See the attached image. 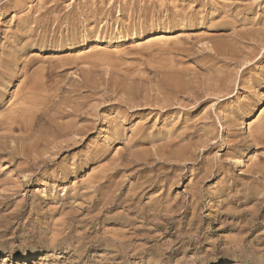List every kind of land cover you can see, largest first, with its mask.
I'll return each instance as SVG.
<instances>
[{
  "label": "rangeland",
  "instance_id": "374dc122",
  "mask_svg": "<svg viewBox=\"0 0 264 264\" xmlns=\"http://www.w3.org/2000/svg\"><path fill=\"white\" fill-rule=\"evenodd\" d=\"M263 7L0 0V264H264Z\"/></svg>",
  "mask_w": 264,
  "mask_h": 264
},
{
  "label": "bare ground",
  "instance_id": "6f19581e",
  "mask_svg": "<svg viewBox=\"0 0 264 264\" xmlns=\"http://www.w3.org/2000/svg\"><path fill=\"white\" fill-rule=\"evenodd\" d=\"M250 1H251V0H250ZM240 2H243V1H240ZM244 2H245V0H244ZM253 2H254V1H253ZM212 3H213V2H212ZM259 3H260V2H259ZM213 5H214V4H213ZM247 6H249V4H248ZM263 9H264V7H263ZM246 10H247V9H246ZM237 14H238V13H237ZM240 14H242V13H240ZM194 18H195V17H194ZM166 19H167V18H166ZM173 19H174V18H173ZM175 19H176V17H175ZM181 20H182V19H181ZM167 21H168V20H167ZM171 21H172V20H171ZM179 21H180V20H179ZM257 21H258V20H257ZM152 22H153V21H152ZM161 22H162V21H161ZM174 22H175V21H174ZM174 22H173V23H174ZM180 22H181V21H180ZM234 22H235V21H234ZM156 23H158V22H156ZM191 23H192V22H191ZM195 23H196V21H195ZM254 23H255V22H254ZM161 24H162V23H161ZM187 24H188V22H187ZM197 24H198V23H197ZM232 24H233V23H232ZM250 24H251V23H250ZM259 24H260V23H259ZM142 25H143V24H142ZM174 25H175V24H174ZM243 25H244V24H243ZM73 26H74V25H73ZM156 26H157V25H156ZM167 26H168V25H167ZM230 26H231V25H230ZM252 26H254V24H252ZM174 27H175V26H174ZM190 27H191V26H190ZM228 27H229V26H228ZM234 27H235V26H234ZM254 27H255V26H254ZM158 28H159V27H158ZM172 28H173V27H172ZM217 28H218V26H217ZM75 29H76V28H75ZM144 29H145V28H144ZM144 29H143V30H144ZM251 29H252V28H251ZM256 29H257V26H256ZM141 30H142V29H141ZM235 30H236V29H235ZM235 30H234V31H235ZM248 30H249V29H248ZM252 30H253V29H252ZM83 31H85V30H83ZM253 31H255V30H253ZM260 31H261V30H260ZM91 32H92V31H91ZM134 32H135V31H134ZM243 32H244V31H243ZM246 32H247V31H246ZM249 32H250V31H249ZM249 32H248V33H249ZM257 32L259 33V31H256V33H257ZM262 32H263V31H262ZM86 33H87V32H86ZM236 33H239V32H236ZM236 33H235V34H236ZM240 33H241V32H240ZM251 33H252V32H251ZM263 33H264V32H263ZM80 34H81V33H80ZM235 34H233V35H235ZM241 34H242V33H241ZM241 34H240V35H241ZM244 34H246V33H244ZM249 34H250V33H249ZM253 34H255V32L252 33V35H253ZM85 35H86V34H85ZM85 35H84V37H85ZM98 35H99V34H98ZM250 35H251V34H250ZM252 35H251V36H252ZM256 35H257V34H256ZM78 36H79V35H78ZM82 36H83V35H82ZM86 36H87V35H86ZM237 36H238V35H237ZM241 36H243V35H241ZM251 36L248 37V38H251ZM257 36H260V35H257ZM257 36H255L256 39H257ZM262 36H263V34H262L260 37H262ZM79 37H80V36H79ZM88 37H89V36H88ZM231 37H232V36H231ZM245 37L247 38V35L244 36V38H245ZM255 37H254V40H255ZM60 38H61V37H60ZM69 38H70V37H69ZM73 38H74V37H73ZM219 38H220V37H218L217 39H219ZM221 38H222V37H221ZM221 38H220V39H221ZM223 38H224V37H223ZM223 38H222V39H223ZM246 38H245V39H246ZM258 38H259V37H258ZM263 38H264V36H263ZM84 39H85V38H84ZM86 39H87V38H86ZM214 39H215V38H214ZM214 39H213V40H214ZM220 39H219V40H220ZM233 39H234V38H233ZM251 39H252V38H251ZM259 39H261V38H259ZM259 39H258V40H259ZM44 40H45V39H44ZM59 40H60V39H59ZM71 40H72V39H71ZM76 40H77V39H76ZM215 40H216V39H215ZM228 40H229V39H227V41H228ZM230 40H231V39H230ZM236 40H237V39H236ZM238 40H239V39H238ZM240 40H241V37H240ZM254 40H253V42L258 41V40H255V41H254ZM263 40H264V39H263ZM86 41H87V40H86ZM211 41H212V39H211ZM216 41H217V40H216ZM220 41H221V40H220ZM246 41H251V40L249 39V40H246ZM246 41H245V42H246ZM261 41H262V40H261ZM261 41H260V44H261ZM44 42H45V41H44ZM51 42H52V41H51ZM56 42H57V41H56ZM67 42H68V41H67ZM77 42H78V41H77ZM214 42H215V41H214ZM221 42H222V41H221ZM221 42H220V43H221ZM225 42H226V39H225L224 43H225ZM234 42H235V41H234ZM241 42H242V41H241ZM263 42H264V41H263ZM64 43H65V42H64ZM72 43H73V42H72ZM230 43L232 44V42H230ZM230 43H229V46H230ZM235 43H236V42H235ZM248 43H249V42H248ZM255 43H256V42H255ZM46 44H47V43H46ZM62 44H63V43H62ZM73 44H74V43H73ZM73 44H72V45H73ZM214 44H215V43H214ZM214 44H213V45H214ZM216 44H219V43L216 42ZM227 44H228V43H227ZM236 44H238V43H236ZM236 44H235V45H236ZM249 44H250V43H249ZM72 45H71V46H72ZM78 45H79V44H78ZM82 45H83V44H82ZM211 45H212V44H211ZM223 45H225V44H223ZM235 45H234V43H233L232 46H235ZM239 45H241V44H239ZM243 45H244V43H243ZM250 45H251V44H250ZM256 45H257V43H256ZM261 45H262V44H261ZM261 45H260V46H261ZM57 46H58V45H57ZM203 46H204V45H203ZM214 46H216V45H214ZM229 46H228V47H229ZM241 46H242V45H241ZM252 46H253V45H252ZM257 46H258V45H257ZM212 47H213V46H212ZM216 47H217V46H216ZM219 47H220V46H219ZM219 47H218V48H219ZM242 47H243V46H242ZM242 47H241V48H242ZM249 47H250V46H249ZM206 48H207V46H206ZM209 48H210V47H209ZM226 48H227V47H226ZM226 48H225V47L222 48V51H223V49L226 50ZM245 48H246V44H245ZM247 48H248V47H247ZM252 48H254V47H252ZM252 48H251V49H252ZM207 49H208V48H207ZM213 49H214V48H213ZM227 49H228V48H227ZM233 49H234V48L232 47V49H229V51H230V50L232 51ZM239 49H240V48H239ZM242 49H244V48H242ZM248 49H249V48H248ZM254 49H255V48H254ZM254 49H253V50H254ZM256 49L258 50L259 48H256ZM261 49H262V47H261ZM234 50H235V49H234ZM234 50L232 51V54L235 53ZM236 50H238V48H237ZM240 50H241V49H240ZM210 51H211V50H210ZM214 51H215V49H214ZM227 51H228V50H227ZM229 51H228V52H229ZM242 51L244 52V50H242ZM247 51H248V50H247ZM220 52H221V50H220ZM249 52H251V54H252V50L249 51ZM216 53L218 54L219 51L216 52ZM221 53H222V52H221ZM225 53H226V52H225ZM229 53H230V52H229ZM239 53H240V52H239ZM239 53H238V54H239ZM247 53H248V52H247ZM206 54H207V53H206ZM208 54H209V53H208ZM226 54H227V53H226ZM244 54L246 55V53H244ZM254 54H256V56H257V55H260V54H257L256 52H255ZM254 54H253V55H254ZM210 55H211V54H210ZM228 55H229V54H227V56H228ZM234 55H235V54H234ZM245 55H244V56H245ZM247 55H248V54H247ZM220 56H224V55H220ZM227 56H226V57H227ZM236 56H237V55H236ZM248 56L251 57L252 55H251V56L248 55ZM256 56L254 55L252 58H254V57L256 58ZM226 57H225V58H226ZM233 57H234V56H233ZM233 57H231V58H233ZM237 57H239V56H237ZM241 57H242V56H241ZM246 57H247V56H246ZM222 58H223V57H222ZM231 58H230V59H231ZM255 58H254V59H255ZM218 59H219V58H218ZM227 59H228V58H227ZM227 59H223V60H227ZM238 59H239V58H238ZM241 59H244V58L242 57ZM249 59L251 60V58H249ZM209 60H210V59H209ZM231 60H232V59H231ZM234 60H235V59L233 58L232 61H234ZM247 60H248V59H247ZM227 61H228V60H227ZM229 61H230V60H229ZM237 61H238V60H237ZM217 62H218V60H217ZM234 62H235V61H234ZM239 62H242V61L240 60ZM244 62H245V61H244ZM235 63H236V62H235ZM237 63H238V62H237ZM203 64H204V63H203ZM205 64H206V63H205ZM209 64H210V63H209ZM238 64H239V63H238ZM211 65H212V64H211ZM230 65H232V64H230ZM215 66H216V67H219V65L217 66L216 64H215ZM220 66H221V65H220ZM223 66H224V65H223ZM225 66L228 67L229 65H225ZM225 66H224V67H225ZM203 67H204V66H203ZM216 67L213 68V69L215 70ZM224 67H222V69H223ZM205 68H206V67H205ZM24 69H25V68H24ZM220 69H221V68H220ZM220 69H219V70H220ZM207 70H208V69H207ZM224 70H225V68H224ZM226 70H227V69H226ZM23 71H24V70H23ZM216 71H217V70H216ZM228 71H229V70H227V72H228ZM210 72H211V71H210ZM210 72H209V73H210ZM217 72H218V71H217ZM219 72H223V70H222V71L220 70ZM178 73H179V72H178ZM205 73H206V72H205ZM207 73H208V72H207ZM209 73H208L207 75H209ZM213 73H214V72H213ZM230 73H231V72H230ZM215 74H216V73H215ZM224 74H225V73H224ZM224 74H223V75L221 74L222 77L220 76V77H221L220 79L222 80V82H223V76H224V78H225V75H224ZM227 74H228V73H227ZM178 75H179V74H178ZM213 75H214V74H213ZM216 75H217V74H216ZM216 75H214V76H216ZM231 75H232V74H231ZM209 76H210V75H209ZM209 76H208V78H209ZM214 76H212V74H211V77H212V78H213ZM176 77H177V76H176ZM179 77H180V76H178V79L180 80ZM216 77H217V76H216ZM216 77H215V78H216ZM228 77H229V76H228ZM230 77H231V76H230ZM230 77H229V78H230ZM218 78H219V77H218ZM218 78H217V79H218ZM229 78H228V79H229ZM176 79H177V78H176ZM183 79H184V78H183ZM217 79H215V80H217ZM220 79H219V80H220ZM171 80H172V79H171ZM181 80H182V76H181ZM215 80H214V82H216ZM226 80H227V78H226ZM226 80H225V81H226ZM174 81H176V80H174ZM212 81H213V80L211 79V82H212ZM225 81H224V82H225ZM231 81H232V79H231ZM35 82H37V81H35ZM181 82H182V81H181ZM227 82H228V80L226 81V84H227ZM229 82H230V81H229ZM229 82H228V84H229ZM232 82H233V81H232ZM232 82H231V83H232ZM38 83H39V82H38ZM185 83H186V81H185ZM216 83H220V84H221L220 87H221V88L223 87V86H222L223 84L221 83V81L216 82ZM182 84H183V83H182ZM214 84H215V83H214ZM226 84H225V85H226ZM33 85H34V84H33ZM33 85H32V86H33ZM177 85H178V84H177ZM180 85H181V84H180ZM180 85H179V86H180ZM216 85H217V84H216ZM232 85H233V84H232ZM232 85H231V86H232ZM182 86H183V85H182ZM182 86H181V88H182ZM218 86H219V85H218ZM176 87H177V86H176ZM227 87H229V86H227ZM227 87H226V88H227ZM233 87H234V86H233ZM33 88H34V87H33ZM223 88H224V90L226 91L225 87H223ZM223 88H222V89H223ZM38 89H39V88H38ZM124 89H125V87H124ZM129 89H130V88H129ZM131 89H132V91H133V87H132ZM131 89H130L129 91H131ZM211 89H212V88H211ZM229 89H230V87H229ZM231 89H232V88H231ZM135 90H137V89H135ZM181 90H182V89H181ZM212 90H213V89H212ZM31 91H32V90H31ZM123 91H125V90H123ZM137 91H138V90H137ZM165 91H166V90H165ZM219 91H221V90H219ZM219 91H217V92H219ZM233 91H235V90L233 89ZM187 92H188V91H187ZM227 92H228V90H227ZM126 93H127V90H126ZM221 93H222V92H221ZM224 93H225V92H224ZM228 93H229V92H228ZM230 93H231V92H230ZM33 94H34V93H33ZM131 94H132V93H130L129 95H131ZM167 94H168V93H167ZM218 94H219V93H218ZM136 95H137V94H136ZM182 95H183V94H182ZM229 95H230V94H229ZM29 96H30V95H29ZM165 96H166V95H165ZM165 96H164V97H165ZM172 96H173V95H172ZM193 96H195V95H193ZM225 96H226V95H225ZM227 96H228V95H227ZM131 97H132V96H131ZM134 97H135V96H134ZM167 98H168V97H167ZM169 98H170V97H169ZM195 98L197 99V97H195ZM25 99H26V98H25ZM25 99H24V100H25ZM28 99H29V97H28ZM32 99H33V98H32ZM24 100H23V101H24ZM130 100L132 101V100H133V97H132ZM182 100H183V99H182ZM197 100H198V99H197ZM134 101H136V99L133 100V102H134ZM192 101H193V100H192ZM28 103H29V102H28ZM196 103H197V102H196ZM175 105H176V104H175ZM187 105H189V104H187ZM35 106H36V105H35ZM181 106H185V105L182 104ZM31 107H32V106H31ZM185 108H186V107H185ZM22 109H23V108L21 107V110H22ZM35 112H36V110H35ZM76 112H77V111H76ZM72 114H73V112H72ZM18 115H19V114H18ZM18 115H17V117L20 118L21 115H20V116H18ZM13 116H14V115H13ZM25 116H27V114H26ZM11 117H12V116H11ZM21 117H22V116H21ZM73 117H74V116H73ZM202 117H203V116H202ZM9 118H10V117H9ZM9 118H7L8 121L10 120ZM28 118H30V117H27V119H28ZM11 119H14V118H11ZM17 119H18V118H17ZM17 119L15 118V120H17ZM22 119H23V121H24V118H23V117H22ZM22 119H21V120H22ZM32 119H33V117H32ZM74 119H75V118H74ZM29 120H30V119H28V121H29ZM228 120H229V119H228ZM10 121L13 122V120H10ZM18 121H19V119H18ZM28 121L26 120V122H28ZM12 122H11L10 124H12ZM187 122H188V121H187ZM23 123H24V122H23ZM28 123H29L30 125H32V124H31V123H32L31 120H30V122H28ZM6 124H9V123H5L4 125H6ZM10 124H9V125H10ZM17 124L19 125V122H18ZM20 124H21V123H20ZM25 124H27V123H25ZM181 124H183V123H181ZM188 124H189V122H188ZM190 124H191V123H190ZM229 124H230V122H229ZM21 125H22V124H21ZM72 125H73V124H72ZM28 126H29V125H28ZM28 126H27V127H28ZM70 126H71V125H69V128H70ZM189 126H191V125H189ZM7 127H8V126H7ZM11 127H15V125H14V126H11ZM22 127H24V126L22 125ZM25 127H26V125H25ZM31 127H32V126H31ZM61 127H62V126H61ZM181 127H182V125H181ZM183 127H185V126H183ZM183 127H182V128H183ZM187 127H188V126H187ZM187 127H186V128H187ZM194 127H195V126H194ZM260 127H261V126H260ZM29 128H30V127H29ZM59 128H60V127H59ZM190 128H191V127H190ZM261 128H262V127H261ZM5 129H6V128H5ZM62 129H63V128H62ZM66 129H68V127H66ZM70 129H72V128H70ZM74 129H75V128H74ZM183 129H184V128H183ZM204 129H206V128H204ZM204 129H203V130H204ZM6 130H7V129H6ZM11 130H12V129H11ZM27 130H28V128H27ZM257 130H258V129H257ZM187 131H188V130H187ZM198 131H199V129H198ZM205 131H208V130H205ZM70 132H71V131H70ZM171 132H172V131H171ZM184 132H185V131H184ZM54 133H55V132H54ZM61 133H62V132H61ZM172 133H173V132H172ZM182 133H183V132H182ZM186 133H187V132H186ZM188 133H189V132H188ZM198 133H200V132H198ZM198 133H197V134H198ZM255 133L257 134L258 132L256 131ZM62 134H63V133H62ZM69 134H70V133H69ZM72 134H73V133H72ZM173 134H174V133H173ZM207 134H208V133H207ZM70 135H71V134H70ZM174 135H175V134H174ZM174 135H173V136H174ZM179 135H180V134H179ZM179 135H176L175 137H178ZM254 135H255V134H254ZM254 135H252V137H256V136H254ZM259 135H260V134H257L258 138L254 139V140H257V141L259 142V141H260L259 138H261L264 134H263V135H260V136H259ZM54 136H56V134H55ZM65 136H66V135H65ZM171 136H172V134H171ZM171 136H169V137H171ZM67 137H68V135H67ZM69 137H70V136H69ZM262 138H264V136H263ZM32 139H33V138H32ZM58 139H59V137H58ZM66 139H67V138H66ZM171 139H172V138H171ZM173 139H174V138H173ZM173 139H172V140H173ZM177 139H178V138H177ZM184 139H185V138H184ZM47 140H48V139H47ZM63 140H64V139H63ZM168 140H169V139H168ZM175 140H176V139H175ZM31 141H32V140H31ZM51 141H53V140H51ZM176 141H177V140H176ZM261 141H262V140H261ZM263 141H264V140H263ZM48 142H49V141H48ZM55 142H56V141H55ZM170 142H171V141H170ZM36 143H37V142H36ZM51 143H52V142H51ZM53 143H54V142H53ZM168 143H169V141H168ZM181 143H183V142H181ZM256 143H257V142H256ZM259 143H262V142H259ZM178 144H179V143H178ZM254 144H255V143H254ZM257 144H258V143H257ZM168 145H169V144H168ZM180 145H181V144H180ZM185 145H187V144H185ZM262 145H263V143H262ZM164 146H165V145H164ZM166 146H167V145H166ZM171 146H172V145H171ZM174 146H175V145H174ZM176 146H178V145L176 144ZM176 146H175V147H176ZM187 146H188V145H187ZM187 146H186V147H187ZM260 146H261V144H260ZM179 147H180V146H179ZM182 147H183V146H182ZM263 147H264V146H263ZM168 148H169V147H168ZM170 148H172V147H170ZM183 148H184V147H183ZM187 148L190 149L189 146H188ZM187 148H185V151H186ZM177 149H179V148H177ZM180 150H182V149L180 148ZM177 151H178V150H177ZM183 151H184V149H183ZM183 151H182V154H183ZM172 152H173V151H172ZM174 152L176 153L175 150H174ZM178 152H179V151H178ZM180 152H181V151H180ZM188 152H189V151H188ZM191 152H192V150H191ZM170 153H171V152H170ZM184 153H185V152H184ZM135 154H136V153H135ZM189 154H190V152H189ZM191 155H193V153H192ZM194 155H195V154H194ZM91 156H92V154H91ZM138 156H140V155H138ZM167 156H169V155H167ZM175 156H176V155H175ZM177 156H178V155H177ZM179 156H180V154H179ZM179 156L177 157L178 159H179ZM184 156H186V155L183 154L182 157L185 158ZM187 156H188V155H187ZM172 157H174V156L172 155ZM172 157L170 156V158H172ZM182 157H181V158H182ZM192 157H193V156H192ZM195 157H196V155H195ZM141 158H143V157H141ZM168 158H169V157H168ZM170 158H169V159H170ZM181 158H180V159H181ZM183 158H182V161H183ZM188 158H191V157H188ZM193 158H194V157H193ZM128 159H129V158H128ZM133 159H134V158H133ZM144 159H145V158H144ZM178 159H177V160H178ZM186 159H187V158H186ZM134 160H135V159H134ZM177 160H176V161H177ZM189 160H190V159H189ZM193 160H194V159H193ZM132 161H133V160H132ZM172 161H173V160H172ZM184 161H186V160L184 159ZM190 161H191V160H190ZM198 161H199V160H198ZM239 161H240V160H239ZM133 162H135V161H133ZM137 162H138V161H137ZM137 162H136V163H137ZM180 162H181V161H180ZM261 162H262V161H261ZM150 163H152V162H150ZM150 163H148V164H150ZM259 163H260V161H259ZM263 163H264V162H263ZM263 163H262V164H263ZM145 164H146V163H145ZM145 164H144V165H145ZM174 164H175V163H174ZM168 165H169V164H168ZM148 166H149V165H148ZM253 166H254V164H253ZM262 166H263V165H262ZM160 167H162V166H160ZM254 167H255V166H254ZM259 167H260V165H259ZM259 167H258V168H259ZM162 168H163V167H162ZM162 168H160V169H162ZM209 168H210V167H209ZM211 168H212V165H211ZM251 168H252V167L250 166V172H251V170L253 169V168H252V169H251ZM255 168H257V166H256ZM263 168H264V167H263ZM164 169H165V168H164ZM212 169H213V168H212ZM212 169H211V171H212ZM165 170H166V169H165ZM258 170H260V169H258ZM258 170H257V172H256V175H257V173H258ZM153 171H154V170H153ZM157 171H158V170H157ZM160 171L162 172V170H160ZM261 171H262V170H261ZM163 172H164V171H163ZM163 172H162V173H163ZM206 172H208V171H206ZM206 172H203V173H206ZM253 172H254V171H253ZM158 173H160V172H158ZM158 173H157V175H158ZM165 173H166V172H165ZM251 173H252V172H251ZM259 173H261V172H259ZM206 174H207V173H206ZM211 174H212V172H211ZM154 175H155V174H154ZM162 175H163V174H162ZM170 175H171V174H170ZM249 175H250V174H249ZM253 176H254V175H253ZM260 176H261V174H260ZM263 176H264V175H263ZM263 176H262V177H263ZM157 177H158V176H157ZM159 177H160V176H159ZM164 177H165V176H164ZM167 177H168V176H167ZM204 177H205V176H204ZM207 177H208V176H207ZM207 177H206V178H207ZM153 178H155V177H153ZM168 178H169V177H168ZM173 178H174V177H173ZM173 178H172V179H173ZM252 178H253V177H252ZM255 178H256V177H255ZM160 179H161V178H160ZM261 179H262V178H261ZM173 180H174V179H173ZM175 180H176V179H175ZM175 180H174V182H175ZM257 180H258V178H257ZM259 180H260V179H259ZM142 181H143V180H142ZM261 181L263 182V179H262ZM140 182H141V181H140ZM148 182H149V181H148ZM158 182H159V181H158ZM158 182H157V183H158ZM174 182H172V184H173ZM145 183H146V181H145ZM155 183H156V182H155ZM160 183H161V182H160ZM175 183H176V182H175ZM252 183H253V182H252ZM260 183H261V182H260ZM150 184H151V183H150ZM168 184H169V182H168ZM168 184H167V185H168ZM170 184H171V182H170ZM242 184L244 185V183H242ZM245 184H246V183H245ZM249 184H251V183H249ZM253 184H254V183H253ZM263 184H264V182H263ZM108 185H109V184H108ZM108 185H107V186H108ZM136 185H137V184H136ZM143 185H144V184H143ZM161 185H162V184H161ZM167 185H166V186H167ZM173 185H174V184H173ZM173 185H171V186L169 185V186L172 187ZM243 185H242V187H243ZM246 185H247V184H246ZM137 186H138V185H137ZM251 186H253V185H251ZM254 186H255V184H254ZM256 186H257V185H256ZM261 186H262V185H261ZM138 187H139V186H138ZM140 187H141V185H140ZM146 187H147V186H146ZM161 187H162V186H161ZM170 187H168V189H169ZM239 187H241V186H239ZM249 187H250V186H249ZM144 188H145V187H144ZM256 188H257V187H256ZM259 188H260V186H259ZM261 188H263V187H261ZM261 188H260V190H261ZM196 189H197V188H196ZM240 189H241V188H240ZM197 190H198V189H197ZM248 190H249V189H248ZM256 190H257V189H256ZM167 191H168V190H167ZM238 192H239V190H238ZM254 192H255V191H254ZM256 193H257V191H256ZM196 194H197V193H196ZM257 194H259V193H257ZM193 195H195V194H193ZM193 195H192V196H193ZM249 195H250V194H249ZM113 196H114V195H113ZM113 196H111V197H113ZM133 196H134V195H133ZM137 196H138V195H137ZM245 196H246V195H245ZM255 196H256V195H255ZM116 197H117V196H116ZM116 197H115V198H116ZM131 197H132V196H131ZM135 197H136V196H135ZM168 197H169V196H168ZM106 198H107V197H106ZM136 198H137V197H136ZM158 198L160 199V197H158ZM164 198H165V197H164ZM164 198H163V200H164ZM249 198H251V197L249 196ZM113 199H114V198H113ZM113 199H112V201H113ZM120 199H122V198H120ZM124 199H126V198H124ZM134 199H135V198H134ZM166 199H167V198H166ZM127 200H128V199H127ZM129 200H130V199H129ZM132 200H133V199H132ZM137 200H138V199H137ZM167 200H168V199H167ZM169 200H171V199H169ZM172 200H176V199H172ZM243 200H244V199H243ZM108 201H110V200L108 199ZM116 201H117V200H116ZM106 202H107V201H106ZM113 202H114V201H113ZM124 202H125V201H124ZM158 202H160V201H158ZM172 202H173V201H172ZM172 202H169V203H172ZM156 203H157V202H156ZM160 203H161V202H160ZM167 203H168V201H167ZM174 203H175V201H174ZM106 204H107V203H106ZM111 204H113V203H111ZM111 204H110V205H111ZM115 204H116V203H115ZM122 204H123V203H122ZM131 204H132V203H131ZM154 204H155V202H154ZM161 204H162V203H161ZM117 205H118V204H117ZM155 205H156V204H155ZM155 205H154V206H155ZM159 205H160V204H159ZM163 205H164V204H163ZM124 206H125V205H124ZM170 206H171V205H170ZM163 207L165 208V206H163ZM166 207H168V206H166ZM137 208H138V207H137ZM142 208H143V210H144V207H142ZM152 208H153V207H152ZM145 209H146V208H145ZM157 210H158V208H157ZM165 210H166V208L164 209V211H165ZM167 210H168V209H167ZM167 210H166V211H167ZM173 210H174V209H173ZM140 211H141V210H140ZM147 211H148V210H147ZM159 211H160V210H159ZM170 211H171V210H170ZM130 212H131V211H130ZM138 212H139V211H138ZM142 212H143V211H142ZM156 212H157V211H156ZM156 212H155V213H156ZM167 212H169V211H167ZM171 212H172V211H171ZM132 214H133V213H132ZM128 215H129V213H128ZM148 215H149V214H148ZM156 215H158V214H156ZM126 217H127V215H126ZM127 218H130V217L128 216ZM131 218H132V217H131ZM131 218H130V219H131ZM139 218H140V217H139ZM123 219H124V218H123ZM150 219H151V218H150ZM156 219H157V218H156ZM252 219H253V218H252ZM253 220H254V219H253ZM127 221H128V220H127ZM149 221H150V220H149ZM155 222H156V221H155ZM158 222H159V221H158ZM115 238H117V237H115ZM118 248H119V247H118Z\"/></svg>",
  "mask_w": 264,
  "mask_h": 264
}]
</instances>
